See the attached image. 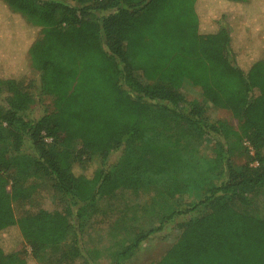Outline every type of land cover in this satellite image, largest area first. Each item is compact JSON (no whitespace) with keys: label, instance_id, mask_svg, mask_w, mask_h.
I'll list each match as a JSON object with an SVG mask.
<instances>
[{"label":"trees","instance_id":"16d2710c","mask_svg":"<svg viewBox=\"0 0 264 264\" xmlns=\"http://www.w3.org/2000/svg\"><path fill=\"white\" fill-rule=\"evenodd\" d=\"M263 46L264 0H0V264H39L100 198L152 185L190 201L114 250V264L200 206L153 264H264V217L234 206L264 188ZM206 136L215 164L193 184L201 165L183 140ZM33 177L52 181L61 207L16 217Z\"/></svg>","mask_w":264,"mask_h":264},{"label":"rangeland","instance_id":"374dc122","mask_svg":"<svg viewBox=\"0 0 264 264\" xmlns=\"http://www.w3.org/2000/svg\"><path fill=\"white\" fill-rule=\"evenodd\" d=\"M261 56L264 58V46L261 49ZM34 77V72H29L26 77L25 82L29 87ZM32 91H35L34 88ZM185 92L189 99L205 101L198 88L186 87ZM1 101L2 94H0ZM45 102L48 103V100ZM32 112L33 116L38 117L43 113V107L38 106ZM210 115L212 119L225 120L234 126L237 124L236 119L226 110L213 107L210 109ZM183 145L192 161L201 165V172H199L197 165L193 164L195 170H192L186 179L191 178L193 184L197 180L201 183L205 182L206 177L209 176L206 168L215 164L216 155L213 150L215 139L209 136L199 139L194 137L189 141L183 140ZM29 150V147L25 149V151ZM117 157L118 155L114 154L110 161L116 160ZM243 161L241 159L239 162ZM93 162L95 163L93 165L101 164L102 160L96 157ZM91 166L86 165L88 175H91L89 172ZM31 181H35L36 184L35 194L30 201L13 202L16 217L38 208L54 210L61 207L60 199L52 187V181L42 177H33ZM189 195L184 193L174 197L169 196L162 185L119 189L100 198L88 216L81 221L82 227L80 222L73 224L77 235L70 233L63 243L47 247L37 261L39 264H114L110 257L114 250L131 241L137 234L147 233L158 227L163 216L178 207L186 209L187 202L190 201ZM248 197L251 199L250 205L235 202V208L249 213L255 212L264 217V188L255 194H249ZM205 211V208L200 206L192 214L176 216L161 231H155L144 240L135 254L124 260L122 264H153L158 261L176 242L181 233L182 224L192 217L202 215Z\"/></svg>","mask_w":264,"mask_h":264},{"label":"built area","instance_id":"2783aa9c","mask_svg":"<svg viewBox=\"0 0 264 264\" xmlns=\"http://www.w3.org/2000/svg\"><path fill=\"white\" fill-rule=\"evenodd\" d=\"M47 141H50L51 139L50 138H47L46 139ZM248 147H249V150H250V153L253 154V149L252 147L247 143Z\"/></svg>","mask_w":264,"mask_h":264}]
</instances>
